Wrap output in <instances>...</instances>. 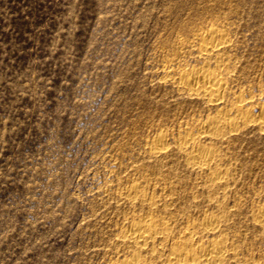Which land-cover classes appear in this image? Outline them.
Returning a JSON list of instances; mask_svg holds the SVG:
<instances>
[{
    "label": "rangeland",
    "instance_id": "obj_1",
    "mask_svg": "<svg viewBox=\"0 0 264 264\" xmlns=\"http://www.w3.org/2000/svg\"><path fill=\"white\" fill-rule=\"evenodd\" d=\"M210 23L233 59L222 109L165 75L171 60L201 62L192 37ZM238 97L264 102V0H0V264H110L129 255L123 226L149 214L174 237L219 216L222 233L202 240L225 235L229 264H264V132L238 118L206 143L224 179L212 186L177 148Z\"/></svg>",
    "mask_w": 264,
    "mask_h": 264
},
{
    "label": "bare ground",
    "instance_id": "obj_2",
    "mask_svg": "<svg viewBox=\"0 0 264 264\" xmlns=\"http://www.w3.org/2000/svg\"><path fill=\"white\" fill-rule=\"evenodd\" d=\"M209 26L205 30L201 28V31L198 30L192 37L195 39V43H193L195 48L193 49H196L201 62L187 68V65L182 64L181 61L171 60L165 67V75L172 80L171 83L178 91L189 96L200 97L214 106L221 107L222 99L227 97L228 76L233 59L227 52L230 41L227 37L228 33L223 28L220 29L221 27H218L217 24ZM245 102L244 97H238L234 101V105L232 102L229 103L232 104V107L227 104L231 108L227 109L228 111L222 112L219 116L207 117L204 121L200 120V123L197 122L196 131L190 128L184 129L178 134V150L183 154L190 167L201 170L203 174L206 173L205 183L208 186L217 185L224 179L223 173L217 170V167L216 169L213 167L217 161V153L215 149L207 147L206 143L211 144L216 137L221 136L219 135L221 132L224 133V129L227 130V127L231 130L238 129L241 122L238 121V118L243 119L246 125L247 122H252V124L254 122L255 125L257 124L256 127L259 126L264 132V102L258 106L257 111L253 110V107L245 105ZM165 134L160 132L148 143V151L152 156L160 157L165 154L168 140ZM140 194V185L135 183L130 185L125 193V199L129 203H134L139 200ZM148 197L144 194L140 201L146 203L151 209L155 205V201ZM255 215V221L264 225V209L261 211L259 209ZM167 221L158 219L151 214L141 218H132L122 228V242L128 245L129 255L127 254L128 257H126L124 254L125 257L121 260H118L120 259L118 256L119 258L116 261H111L110 264H229L231 258H236L238 253L232 244H227V239H224L225 235L209 240L211 235L214 236L217 231L222 233V230L219 231L222 222L219 216H206L205 214V218L202 217L199 222L184 223L186 227L181 232L179 230L180 233L175 229V233L178 234L176 237L172 236L173 222ZM206 235L210 236L207 241L205 240L208 238ZM203 236H206L204 239L206 242L202 240ZM158 245H160L159 248Z\"/></svg>",
    "mask_w": 264,
    "mask_h": 264
}]
</instances>
